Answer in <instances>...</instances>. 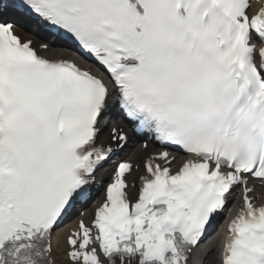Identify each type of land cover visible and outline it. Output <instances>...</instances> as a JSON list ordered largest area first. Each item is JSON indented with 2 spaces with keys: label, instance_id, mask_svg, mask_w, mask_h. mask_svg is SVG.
Returning <instances> with one entry per match:
<instances>
[{
  "label": "snow or ice",
  "instance_id": "6c2138e0",
  "mask_svg": "<svg viewBox=\"0 0 264 264\" xmlns=\"http://www.w3.org/2000/svg\"><path fill=\"white\" fill-rule=\"evenodd\" d=\"M256 3L0 0V264H264Z\"/></svg>",
  "mask_w": 264,
  "mask_h": 264
},
{
  "label": "bare ground",
  "instance_id": "6f19581e",
  "mask_svg": "<svg viewBox=\"0 0 264 264\" xmlns=\"http://www.w3.org/2000/svg\"><path fill=\"white\" fill-rule=\"evenodd\" d=\"M22 35L23 36H26L27 34L26 33H22ZM55 53H59V55H62V56H73L74 55V53L72 52V51H66V50H56V51H50V52H48V55H54ZM131 152V151H130ZM138 152H139V150L138 151H135L134 152V156H136V154H138ZM132 154H133V152H132ZM65 231L64 230H62V231H60V232H58L57 233V238L56 239H54V244H56L57 243V240H59V242L60 243H62L63 242V238H64V236H65ZM61 253H63V246L61 247V249H59V250H56V251H54V255L55 256H59V255H61ZM60 259L58 260V259H56V257H55V259L57 260L56 262H57V264H67V261L65 262V257H59Z\"/></svg>",
  "mask_w": 264,
  "mask_h": 264
},
{
  "label": "rangeland",
  "instance_id": "374dc122",
  "mask_svg": "<svg viewBox=\"0 0 264 264\" xmlns=\"http://www.w3.org/2000/svg\"><path fill=\"white\" fill-rule=\"evenodd\" d=\"M55 256V255H54Z\"/></svg>",
  "mask_w": 264,
  "mask_h": 264
}]
</instances>
